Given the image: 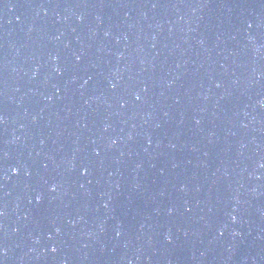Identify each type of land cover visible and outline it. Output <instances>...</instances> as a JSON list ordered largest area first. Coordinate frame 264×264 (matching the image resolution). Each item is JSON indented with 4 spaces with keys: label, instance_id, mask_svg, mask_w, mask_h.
I'll use <instances>...</instances> for the list:
<instances>
[{
    "label": "water",
    "instance_id": "95a60500",
    "mask_svg": "<svg viewBox=\"0 0 264 264\" xmlns=\"http://www.w3.org/2000/svg\"><path fill=\"white\" fill-rule=\"evenodd\" d=\"M0 212V264H264V0H0Z\"/></svg>",
    "mask_w": 264,
    "mask_h": 264
},
{
    "label": "snow or ice",
    "instance_id": "6c2138e0",
    "mask_svg": "<svg viewBox=\"0 0 264 264\" xmlns=\"http://www.w3.org/2000/svg\"><path fill=\"white\" fill-rule=\"evenodd\" d=\"M113 87H115V85H113ZM138 100L140 99V97L139 96H137L136 97ZM3 215V212H0V216H2ZM236 219V217H233V220H235ZM3 251V249L2 248H0V252H2ZM53 251H55V249H53Z\"/></svg>",
    "mask_w": 264,
    "mask_h": 264
}]
</instances>
